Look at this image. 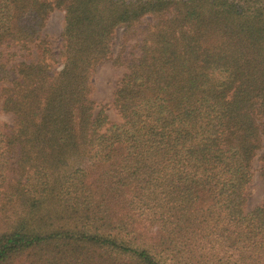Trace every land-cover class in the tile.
<instances>
[{"label": "trees", "instance_id": "trees-1", "mask_svg": "<svg viewBox=\"0 0 264 264\" xmlns=\"http://www.w3.org/2000/svg\"><path fill=\"white\" fill-rule=\"evenodd\" d=\"M120 27L143 37L112 123L93 77ZM0 108V264H264V0H0Z\"/></svg>", "mask_w": 264, "mask_h": 264}, {"label": "rangeland", "instance_id": "rangeland-1", "mask_svg": "<svg viewBox=\"0 0 264 264\" xmlns=\"http://www.w3.org/2000/svg\"><path fill=\"white\" fill-rule=\"evenodd\" d=\"M65 13L61 10H55L41 33V40H44L53 53H57L60 49L61 34L64 28ZM143 27V25H142ZM142 29V28H140ZM142 30L134 37H128L125 34V28L120 27L115 34L114 54L112 58L101 65L93 77L94 99L98 107L96 113L100 109H104L109 122H121L122 118L115 106V92L119 86L121 79L127 72L126 65L133 59L140 56L141 39L143 37ZM12 53V57H8L9 66L13 67L21 61H33L39 56L38 43L25 50L19 46H13L7 50ZM11 55V54H10ZM57 69L58 66H55ZM14 117L11 113H6L0 108V127L8 129L12 126ZM261 152L253 161V178L252 182L246 189V212H249L261 205L264 200V179L262 176L263 162L261 160Z\"/></svg>", "mask_w": 264, "mask_h": 264}]
</instances>
